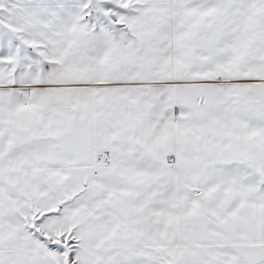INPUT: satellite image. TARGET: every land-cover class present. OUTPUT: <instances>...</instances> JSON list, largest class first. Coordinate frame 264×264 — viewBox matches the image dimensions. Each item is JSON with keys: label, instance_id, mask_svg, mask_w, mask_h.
<instances>
[{"label": "snow or ice", "instance_id": "6c2138e0", "mask_svg": "<svg viewBox=\"0 0 264 264\" xmlns=\"http://www.w3.org/2000/svg\"><path fill=\"white\" fill-rule=\"evenodd\" d=\"M0 264H264V0H0Z\"/></svg>", "mask_w": 264, "mask_h": 264}]
</instances>
